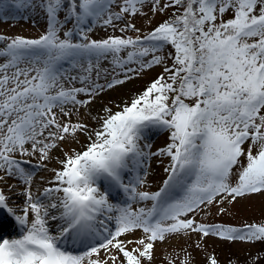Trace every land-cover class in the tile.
Returning a JSON list of instances; mask_svg holds the SVG:
<instances>
[{"label":"snow or ice","instance_id":"6c2138e0","mask_svg":"<svg viewBox=\"0 0 264 264\" xmlns=\"http://www.w3.org/2000/svg\"><path fill=\"white\" fill-rule=\"evenodd\" d=\"M10 10L46 27L0 34V264H153L175 235L264 241V220L196 219L264 196V0H0V21ZM149 13L166 18L142 32L132 19ZM98 27L110 34L93 38ZM157 66L142 91L92 113ZM156 131L167 143L153 151ZM153 157L168 159L155 191Z\"/></svg>","mask_w":264,"mask_h":264},{"label":"rangeland","instance_id":"374dc122","mask_svg":"<svg viewBox=\"0 0 264 264\" xmlns=\"http://www.w3.org/2000/svg\"><path fill=\"white\" fill-rule=\"evenodd\" d=\"M147 11V9H145ZM6 21H0V34L7 36L22 35L28 38H37L40 34L44 32L45 29V19L42 13L33 11L28 13H23L27 18L21 19L20 15L16 14L14 10H10ZM15 15V19L12 16ZM151 17V22L149 18ZM159 15L154 17L149 13L148 16H137L132 19V22L137 28L145 32L148 27L158 19ZM110 34L106 32L103 28H97L92 34L93 38L101 39ZM119 35V33H116ZM133 35L132 33H128ZM104 67H109L107 62L104 63ZM162 71V68L157 66L152 70L147 71L142 77L133 79L127 82L125 85L117 87L102 96H100L97 101L91 105V111L93 114L99 112L105 104L109 102H120L122 100L129 99L133 94L141 91L144 83H148L152 78L158 75ZM103 82V81H102ZM84 111L83 109L81 110ZM76 117H74L75 119ZM91 126H95L94 122L87 121ZM152 143V150L156 151L158 148H162L167 143V133L166 132H153L149 138ZM85 143V138L80 137V143H70L62 145L64 151H68L69 148L80 150V144ZM53 156H61L60 149H57ZM36 161H33L35 164ZM168 159L153 157L151 160V167L149 169L148 184L149 190L155 191L161 185L166 174L163 169L167 166ZM59 164L57 160L53 159L48 165V170H37L38 175L36 176V181L42 184L41 178L45 180L51 179L53 168H58ZM22 200L23 197H20ZM121 202L123 197L118 198ZM226 212L219 214L215 206L206 209L201 212L196 219L202 223L208 224H224L230 226H243L245 223L251 224L250 221L254 218L256 221L259 216L263 215L264 212V196L253 195L246 199H241L234 204L224 205ZM55 223H53L52 228L55 231ZM4 235L7 237L9 235H16L17 230L12 228H6ZM139 235V233H137ZM197 242L200 243V248L196 247ZM262 241H241V240H222L217 237H207L201 238L197 235H192L191 237H185L183 235H175L165 242H158L156 245V259L153 264H169L170 261L173 264H180L186 253H190L192 257L191 264H205V257L214 251L222 255L227 254L226 250L229 249V245L237 248L239 251L245 249H254L260 245Z\"/></svg>","mask_w":264,"mask_h":264},{"label":"trees","instance_id":"16d2710c","mask_svg":"<svg viewBox=\"0 0 264 264\" xmlns=\"http://www.w3.org/2000/svg\"><path fill=\"white\" fill-rule=\"evenodd\" d=\"M165 18H166L165 15H159L158 19L154 23H152L145 32L150 31L157 24L162 22ZM68 26L71 27V24H69ZM154 78H152L148 83H144L143 87L141 88V91ZM262 220H264V212H263V215L259 216V218L256 221H254V218H253L252 221H250V222L251 223H260ZM237 227H242V226H237ZM228 247H229V249L226 250L227 254H224V255H222L221 253H218V252L214 253V251H212L211 254L215 255L218 258L219 264H253L254 259L256 257H258V256L264 257V241H262L260 243V245H258L254 249H245V250L239 251L237 248H235L233 246L229 245ZM259 264H264V259H261Z\"/></svg>","mask_w":264,"mask_h":264},{"label":"bare ground","instance_id":"6f19581e","mask_svg":"<svg viewBox=\"0 0 264 264\" xmlns=\"http://www.w3.org/2000/svg\"><path fill=\"white\" fill-rule=\"evenodd\" d=\"M14 199H16L17 201H20L21 198H20V197H15V196H14Z\"/></svg>","mask_w":264,"mask_h":264}]
</instances>
